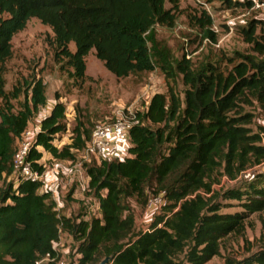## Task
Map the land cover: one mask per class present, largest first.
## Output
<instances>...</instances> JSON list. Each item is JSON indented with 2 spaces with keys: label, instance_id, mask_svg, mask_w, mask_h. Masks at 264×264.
I'll use <instances>...</instances> for the list:
<instances>
[{
  "label": "trees",
  "instance_id": "16d2710c",
  "mask_svg": "<svg viewBox=\"0 0 264 264\" xmlns=\"http://www.w3.org/2000/svg\"><path fill=\"white\" fill-rule=\"evenodd\" d=\"M181 12V0H0V177L13 174L17 140L48 103L41 78L25 80L23 90L5 89L12 37L31 18L51 29L54 57L65 59L72 76L82 80L91 49L117 78L157 66L168 72L169 55L159 48L154 29L174 28ZM193 20L204 37L216 40L206 9ZM242 33L260 57L238 52L228 58L235 63L227 72L212 63L195 71L186 50L178 65L189 86L184 101L172 86L167 94L154 93L145 110L135 112L139 122L129 128L127 155L85 165V193L97 200L98 217L60 216L51 191H40L42 181L3 183L0 264H37L45 258L46 264H60V253L53 248L60 233L78 242L66 264H95L102 257H110L107 264H177L183 253L188 264H206L220 255L224 238L244 234L246 220L264 211V168L253 179L224 190V199L242 202L241 211H223L228 205L218 201L215 188L220 176L236 180L264 162L263 127H252L256 113L247 109L258 105L264 116V21L251 19ZM21 93L23 102L15 110L12 101ZM55 99L40 119L27 155L39 173L44 152L74 160L91 134L77 122L74 136L59 146L57 135L67 129L66 113L64 103ZM147 185L163 203L148 230L135 232L134 214L124 199L134 196L145 206ZM226 264H264V246Z\"/></svg>",
  "mask_w": 264,
  "mask_h": 264
},
{
  "label": "rangeland",
  "instance_id": "374dc122",
  "mask_svg": "<svg viewBox=\"0 0 264 264\" xmlns=\"http://www.w3.org/2000/svg\"><path fill=\"white\" fill-rule=\"evenodd\" d=\"M231 1L232 4L228 5L225 0H181L182 12L179 14L177 25L174 28L156 26L154 29L159 48L166 50L169 55L168 72L157 66L152 71L124 78H117L110 73L91 49L85 57V77L82 80L76 79L71 74L73 69L65 64V59L57 60L54 57V49L50 43L53 35L51 29L36 18H31L25 28L12 37V56L6 61L3 73L6 81L5 89L12 91L13 88L20 87L23 90L25 80L31 78L43 80L48 103L52 104L55 98H59V101L65 105L64 121L67 129L57 135L59 146L74 136L72 130L77 122H81L82 130L91 132L97 123L114 121L128 111H144L154 93L167 94L170 86L184 101L185 89L189 86L185 83L178 65L183 61L186 50L190 55L186 59L190 61L191 68L195 71L212 63L227 72L235 63H230L228 58L236 57L238 52L261 56L253 50L252 44L245 40L242 33V28L254 18L253 14L250 13L249 7L237 6L234 4L237 0ZM203 9H206L213 19L211 29L215 33L216 40L204 37L202 30L193 20L194 15H199ZM69 49L74 51L73 43L69 44ZM23 99L24 96L21 93L12 101L15 110L20 107ZM247 109L256 113L252 127L259 130V119L263 116L262 110L258 105ZM31 123L34 125L39 123V115L36 114L31 119ZM124 155L125 152L120 154V157ZM41 161L44 163V183L40 191L49 190V185L55 178L58 192L55 208L58 209L60 216L89 219L100 215L98 202L94 197L85 192L79 193L78 198L72 196L75 194L77 184L68 181V177L60 171L53 170L54 159L49 153L44 152ZM74 161H80L79 153L76 154ZM70 174L80 176V173L75 171H71ZM253 176L254 173L251 176L242 175L236 180L225 177L222 186L215 185L220 193L218 201L228 205L223 208V211L242 210L241 201L224 199V190L240 186L241 183L253 179ZM12 178V175L0 177V186L11 181ZM219 179L222 183L223 177L220 176ZM145 192L147 197L152 195L149 185L146 186ZM124 203L134 214L135 232L147 230L155 215L160 212V208L155 212L152 209H146V205H141L134 196L126 197ZM246 223L245 233L232 234L224 238L220 255L214 256L206 264H226L229 259H242L264 246V211L252 214ZM77 244L78 242L72 236L61 233L60 248L67 246L68 253H71ZM68 253L64 251L60 253V264H66L69 261L70 253ZM46 262L41 260L37 264H46ZM176 263L188 264L185 253L177 257Z\"/></svg>",
  "mask_w": 264,
  "mask_h": 264
},
{
  "label": "built area",
  "instance_id": "2783aa9c",
  "mask_svg": "<svg viewBox=\"0 0 264 264\" xmlns=\"http://www.w3.org/2000/svg\"><path fill=\"white\" fill-rule=\"evenodd\" d=\"M241 3L247 4L250 9V13L253 14L255 19L264 21V0H237ZM189 54L187 57L189 58ZM54 103H47L46 107L39 114L40 119L48 114L52 109ZM139 120L136 118L135 112L128 111L127 114H121L116 120L111 122H100L94 125L91 130L89 140L86 142L84 148L79 152L80 161L76 162L70 159H54V168L55 172H61L66 177L68 181L74 182L77 184L76 189L79 190L80 194L88 190V180L89 177L85 172V165L98 164L102 159H114V158H123L120 157V152L113 149V144L118 143L123 146L125 155H127V148L130 145L129 140V128L131 125L137 124ZM260 125L263 127L261 132L262 144L264 145V116L259 119ZM39 130V123L32 124L31 121L28 123L21 137L17 140L16 151L13 155L12 167L13 174L12 180L14 183L19 181H42L43 182V171L39 173L36 169L32 167L30 161L27 160V155L33 145L35 136ZM73 151V150H72ZM42 166L44 163L40 160ZM95 162V163H93ZM264 168V162L261 165L256 166L253 169H249L243 172L242 175L251 176L257 169ZM71 171L79 172L80 176L75 174L71 175ZM241 175V176H242ZM55 179V178H54ZM49 185V190L51 191L52 198L56 201L58 195L57 192V181H54ZM225 181V177L222 179V183L219 185L222 186ZM56 182V183H55ZM44 183V182H43ZM48 190V189H47ZM163 203V198L161 195L150 196L148 198L146 209H152L154 212L161 208ZM57 208L59 205L57 203ZM160 226V224H159ZM148 230V229H147ZM146 231V230H145ZM61 233L58 236V240L53 242V248L56 253H68V247H61ZM43 260H48L45 258Z\"/></svg>",
  "mask_w": 264,
  "mask_h": 264
},
{
  "label": "crops",
  "instance_id": "0c3cea01",
  "mask_svg": "<svg viewBox=\"0 0 264 264\" xmlns=\"http://www.w3.org/2000/svg\"><path fill=\"white\" fill-rule=\"evenodd\" d=\"M113 149L116 150V151H118V152H120V153L124 152V148H123V146L120 145V144H118V143H114V144H113ZM74 193H75V194L72 195V196H73L74 198H78V197H79V190L75 188V192H74Z\"/></svg>",
  "mask_w": 264,
  "mask_h": 264
},
{
  "label": "water",
  "instance_id": "95a60500",
  "mask_svg": "<svg viewBox=\"0 0 264 264\" xmlns=\"http://www.w3.org/2000/svg\"><path fill=\"white\" fill-rule=\"evenodd\" d=\"M110 257L103 258L98 264H107L109 262Z\"/></svg>",
  "mask_w": 264,
  "mask_h": 264
}]
</instances>
